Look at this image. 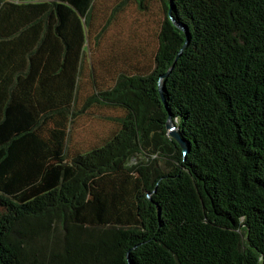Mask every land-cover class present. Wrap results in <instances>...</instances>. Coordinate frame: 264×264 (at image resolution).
<instances>
[{"label": "trees", "instance_id": "trees-1", "mask_svg": "<svg viewBox=\"0 0 264 264\" xmlns=\"http://www.w3.org/2000/svg\"><path fill=\"white\" fill-rule=\"evenodd\" d=\"M162 1L154 69L87 103L121 129L71 153L95 0H0V264H264V0Z\"/></svg>", "mask_w": 264, "mask_h": 264}, {"label": "rangeland", "instance_id": "rangeland-1", "mask_svg": "<svg viewBox=\"0 0 264 264\" xmlns=\"http://www.w3.org/2000/svg\"><path fill=\"white\" fill-rule=\"evenodd\" d=\"M166 15L162 0H143L142 4L95 0L79 72L77 115L70 125L71 153L100 146L121 129L125 116L121 109L87 103L101 88H111L121 74H146L154 69L158 34ZM160 164L165 166L166 159H160Z\"/></svg>", "mask_w": 264, "mask_h": 264}, {"label": "water", "instance_id": "water-1", "mask_svg": "<svg viewBox=\"0 0 264 264\" xmlns=\"http://www.w3.org/2000/svg\"><path fill=\"white\" fill-rule=\"evenodd\" d=\"M171 7H172V5H171ZM169 14L171 15V9H170V12H169ZM187 45V44H186ZM186 45L184 46V48L186 47ZM182 51H183V49H182ZM181 51V52H182ZM181 52L179 53V55H178V57L181 55ZM177 57V58H178ZM168 74H166L165 76H167ZM164 76V77H165ZM162 93V92H161ZM162 98H163V95H162ZM167 128H168V130L170 131V135L173 137V138H175L176 139V141L178 142V143H180V145L182 146V148H183V151H184V153H188L189 152V149L187 148V144H186V142H184L181 138H180V136H179V134L177 133V131H175V128H176V126L173 124V122L169 119V121H168V123H167Z\"/></svg>", "mask_w": 264, "mask_h": 264}]
</instances>
